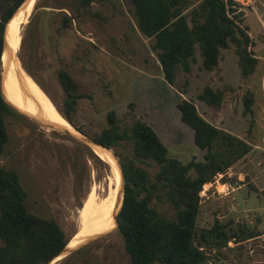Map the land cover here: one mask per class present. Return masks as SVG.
<instances>
[{
	"label": "rangeland",
	"instance_id": "rangeland-1",
	"mask_svg": "<svg viewBox=\"0 0 264 264\" xmlns=\"http://www.w3.org/2000/svg\"><path fill=\"white\" fill-rule=\"evenodd\" d=\"M75 1L36 0L26 23L20 25L14 62L26 74L25 68L31 72L28 75L46 90L48 96L35 82L62 118L66 93L59 72L71 74L85 96L74 116L81 131L67 122L87 138L95 140L113 111L121 124L139 119L150 125L170 157L183 164L203 160L205 151L195 145L193 131L180 118L178 104L188 100L209 123L251 144V152L203 187L196 227L211 229L218 222L236 233L221 249L204 247L207 264H264V0H234L259 59L248 80L241 76L233 48L221 51L219 70L210 72L203 68L196 47L191 71L179 70L175 86L163 77L152 49L154 39L144 37L137 27L132 0H101L82 10ZM16 22L14 15L6 30L7 42ZM5 67L2 62L0 88L17 107L9 78L14 84L16 79L6 75ZM11 69L10 63L7 72ZM206 86L223 92L219 108L198 99ZM247 92L254 98L252 115L244 112ZM14 113L15 117H6L10 141L1 163L19 175L29 212L56 220L70 243L79 230V210L92 188L105 190L108 182L116 187L120 178L93 148ZM110 150L120 160L118 151ZM144 167L153 177L155 169ZM156 205L161 213L174 216L171 206ZM79 251L54 264H130L116 225Z\"/></svg>",
	"mask_w": 264,
	"mask_h": 264
},
{
	"label": "trees",
	"instance_id": "trees-1",
	"mask_svg": "<svg viewBox=\"0 0 264 264\" xmlns=\"http://www.w3.org/2000/svg\"><path fill=\"white\" fill-rule=\"evenodd\" d=\"M24 1L0 0V69L7 24ZM99 1L76 0L74 4L82 10ZM132 3L137 27L144 37L154 39L152 49L169 85H176L179 70L191 71L196 47L206 71L219 70L221 51L230 48L234 49L244 80L257 71L259 59L251 50L253 41L241 25L242 15L234 0H132ZM59 81L66 93L61 113L81 131L74 116L85 96L67 71L59 72ZM223 98V92L210 86L198 96L201 102L214 108L220 107ZM243 100L244 112L252 115L253 95L247 92ZM178 110L181 121L193 131L195 145L205 151L203 160L183 164L170 157L150 125L139 119L121 124L113 111L108 113V126L94 138L107 148H115L122 163L125 191L117 229L130 264H207L204 247L221 249L236 238V233L218 222L211 229L196 227L200 194L206 184L218 175H225L251 152L252 146L209 123L191 101L182 100ZM7 116L16 115L5 104L0 91V264H48L69 242L56 220L29 212L27 193L19 175L1 163L10 141ZM253 126L252 120L250 130ZM144 166L155 169L153 177ZM158 202L171 206L174 216L161 213Z\"/></svg>",
	"mask_w": 264,
	"mask_h": 264
},
{
	"label": "bare ground",
	"instance_id": "bare-ground-1",
	"mask_svg": "<svg viewBox=\"0 0 264 264\" xmlns=\"http://www.w3.org/2000/svg\"><path fill=\"white\" fill-rule=\"evenodd\" d=\"M35 1L36 0H31L29 2L26 11L23 10L25 14L20 10L18 14L15 15L17 22L8 41L9 47L14 54L20 44V25L26 23L33 10ZM2 60V62L6 63V54H3ZM11 64L14 66V70L11 69L7 72L9 69L8 66L5 73L16 79L14 84L9 78L14 93L17 94V100L15 102L17 107L29 115L36 116L39 119L46 117L58 125L74 131L72 126L62 118L58 110H56L48 98L38 89L34 80L18 65L19 63L11 61ZM93 151L101 160L112 165L113 169L116 171L115 173L120 179L118 183H116V187L112 185L111 182H108L105 186V190H102V187L92 188L83 206L79 210V230L70 242L69 247H74L86 238L99 236L113 230L116 225L114 215L121 207V175L114 157L110 151H106L99 147H94ZM101 192H103V194H101Z\"/></svg>",
	"mask_w": 264,
	"mask_h": 264
},
{
	"label": "water",
	"instance_id": "water-1",
	"mask_svg": "<svg viewBox=\"0 0 264 264\" xmlns=\"http://www.w3.org/2000/svg\"><path fill=\"white\" fill-rule=\"evenodd\" d=\"M30 1L31 0H25L23 2V4L21 5V7L16 11V13L14 15L18 14V12L20 10L24 9L26 11V8L28 7V4H29ZM7 28H8V24H7L6 30H7ZM4 54H6V56H7L6 67H5V70H6L8 68V66H9V64L11 63V61L14 62V60L16 58V55L13 53V51L11 50V48L9 47V44L7 42L6 31H5V39H4ZM0 91H1V95H2L3 101L5 102V104L12 111H14V112L26 117V118H29V119H31V120H33V121H35V122H37V123H39L41 125H44L47 128H51V129H53L55 131H59V132L65 133V134L73 137L74 139L78 140L79 142L87 145L90 148L94 149V147H99V148H102V149H104L106 151H111L110 148L105 147L104 145L98 143L97 141H95L93 139L87 138L86 136L80 134L74 128H73L74 131H71V130L65 128V127H62V126L58 125L57 123L51 121L50 119H48L46 117L42 118V119H39L36 116H32V115H29V114L25 113L24 111L18 109L16 106H14L11 102H9L6 99L2 88H0ZM112 156L114 157V160L116 161V164L120 168L121 184H122L121 185V194H122V203H123L124 191H125V175H124L123 167H122V164H121L120 160H117V155L115 153H112ZM122 203H121V207H122ZM117 215H118V213H116L114 215V220H115L116 227L118 228L119 224H118V220H117ZM107 233L99 235V236H95V237L86 238V239L82 240L80 243H78L77 245H75L74 247H69L70 243H68L64 247V249L57 256H55L48 264H54L55 262H57V261H59V260H61L63 258H66V257H68L71 254H74L75 252L79 251L80 249H82L86 245L90 244L91 242L95 241L96 239H99V238L105 236Z\"/></svg>",
	"mask_w": 264,
	"mask_h": 264
}]
</instances>
